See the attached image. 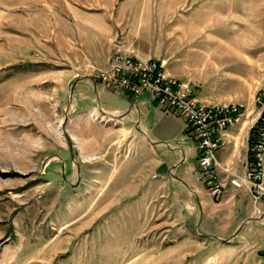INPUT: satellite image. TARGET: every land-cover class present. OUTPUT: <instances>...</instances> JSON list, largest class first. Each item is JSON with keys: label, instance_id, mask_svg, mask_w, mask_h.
Returning a JSON list of instances; mask_svg holds the SVG:
<instances>
[{"label": "crops", "instance_id": "0c3cea01", "mask_svg": "<svg viewBox=\"0 0 264 264\" xmlns=\"http://www.w3.org/2000/svg\"><path fill=\"white\" fill-rule=\"evenodd\" d=\"M235 1L249 2L0 0L2 66L17 67L18 77H49L70 85L73 119L87 118L98 131L96 137L72 129L84 161L114 155L120 172L114 176L140 179L138 186L155 187L167 198L168 215L160 220L167 244L140 248L136 242L144 224L142 218L132 219L133 249L125 255L127 264H264V205L249 191L236 189L227 172L245 171L255 109L222 132L217 171L225 192L213 199L200 174L197 141L186 120L164 111L149 93L133 97L98 79L117 49L133 50L165 61L167 72L190 82L201 101L219 103L225 96L203 83L233 70L234 52L223 53L215 41L190 42L196 36H189L226 32L222 27L233 22L238 10ZM242 4V9L248 6ZM200 12L208 13L202 23L194 21ZM253 31L263 32L257 25ZM248 51L236 52L246 67Z\"/></svg>", "mask_w": 264, "mask_h": 264}, {"label": "rangeland", "instance_id": "374dc122", "mask_svg": "<svg viewBox=\"0 0 264 264\" xmlns=\"http://www.w3.org/2000/svg\"><path fill=\"white\" fill-rule=\"evenodd\" d=\"M235 3L233 22L222 27L226 32L189 37L234 52L233 70L203 85L225 96L219 103L240 102L257 113L264 106V0ZM254 25L263 32L253 31ZM247 48L248 67L236 56ZM2 63L0 58V264H127L135 218L144 224L140 248L167 244L160 221L168 215L167 198L155 187L138 186L140 179L114 176L120 173L114 155L84 161L72 129L96 137L98 131L87 118L73 119L71 86L49 77H18L17 67Z\"/></svg>", "mask_w": 264, "mask_h": 264}, {"label": "built area", "instance_id": "2783aa9c", "mask_svg": "<svg viewBox=\"0 0 264 264\" xmlns=\"http://www.w3.org/2000/svg\"><path fill=\"white\" fill-rule=\"evenodd\" d=\"M107 87L133 97L149 93L164 111L183 117L199 150L200 174L205 177L208 194L217 199L225 184L217 171V152L223 145L222 132L243 121L247 105L238 102L206 103L198 99L190 82L171 76L163 60L145 58L133 50L117 49L108 65L98 73ZM261 101V97L258 98ZM249 140V158L239 175L227 171L236 189H245L264 205V109L254 115Z\"/></svg>", "mask_w": 264, "mask_h": 264}, {"label": "bare ground", "instance_id": "6f19581e", "mask_svg": "<svg viewBox=\"0 0 264 264\" xmlns=\"http://www.w3.org/2000/svg\"><path fill=\"white\" fill-rule=\"evenodd\" d=\"M251 112V111H250Z\"/></svg>", "mask_w": 264, "mask_h": 264}]
</instances>
